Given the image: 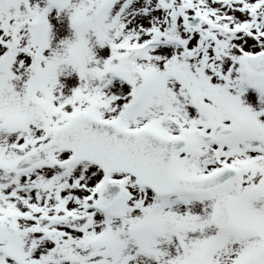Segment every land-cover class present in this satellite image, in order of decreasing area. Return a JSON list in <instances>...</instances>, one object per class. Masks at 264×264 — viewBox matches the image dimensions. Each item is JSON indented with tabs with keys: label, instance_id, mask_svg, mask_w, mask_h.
<instances>
[{
	"label": "snow or ice",
	"instance_id": "6c2138e0",
	"mask_svg": "<svg viewBox=\"0 0 264 264\" xmlns=\"http://www.w3.org/2000/svg\"><path fill=\"white\" fill-rule=\"evenodd\" d=\"M0 264H264V0H0Z\"/></svg>",
	"mask_w": 264,
	"mask_h": 264
}]
</instances>
